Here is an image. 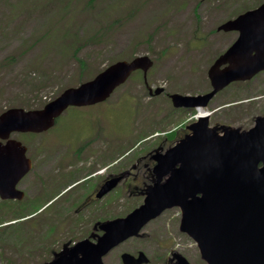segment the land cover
<instances>
[{"label":"rangeland","instance_id":"obj_1","mask_svg":"<svg viewBox=\"0 0 264 264\" xmlns=\"http://www.w3.org/2000/svg\"><path fill=\"white\" fill-rule=\"evenodd\" d=\"M261 3L264 0H0V114L12 108L39 110L114 62L143 55L154 63L147 85L153 91L164 89L149 96L137 72L106 102L65 110L56 123L64 132L80 128L88 135L90 127L97 137H106L98 143L109 151L105 160L99 155L87 158L77 163L80 169L90 167L87 170H97L95 177L101 178L99 172L109 164L113 177L135 175L107 199L77 211L90 187L78 185L66 194L61 191L69 176L52 181L44 178L43 169L32 171L19 184L28 200L0 204V221L7 223L0 226V264H41L49 251L78 242L96 218H123L140 205L151 182L149 154L161 145L172 146L179 140L176 133L197 115L194 109L174 108L168 95L207 93L208 69L237 37L217 32V27ZM202 109L210 112V126L250 129L256 117H264V72L229 85ZM16 138L23 144H38L40 139ZM41 160L39 155L38 166ZM51 171L53 176L61 172ZM180 218L177 208L163 212L146 226L148 238L142 247L157 259L178 252L191 264H206L192 239L179 231Z\"/></svg>","mask_w":264,"mask_h":264},{"label":"water","instance_id":"obj_2","mask_svg":"<svg viewBox=\"0 0 264 264\" xmlns=\"http://www.w3.org/2000/svg\"><path fill=\"white\" fill-rule=\"evenodd\" d=\"M238 32L237 39L208 69L211 89L198 96L171 94L175 108L206 107L209 101L232 82L246 81L264 70V4L217 28ZM153 62L148 56L117 61L93 79L64 90L42 109H8L0 114V137L11 133H41L51 128L68 107L100 103L129 76L140 70L146 76ZM158 88L149 94L158 95ZM191 133L164 154L154 156L153 185L145 190L143 203L125 218L104 224V236L94 249L78 244L64 249L46 264H102L101 257L125 239L136 235L149 220L165 209L178 207L179 230L196 244L207 264H264V117L241 131L227 126L209 127V118L200 117L187 127ZM220 132V133H219ZM26 148L9 141L0 149V198H23L16 185L31 169ZM165 178L163 181L162 179ZM119 179L105 184L98 194L115 187ZM81 252L85 257L76 259ZM143 254L138 262H143ZM126 264L133 259L122 256ZM178 264H189L181 256Z\"/></svg>","mask_w":264,"mask_h":264},{"label":"flooded vegetation","instance_id":"obj_3","mask_svg":"<svg viewBox=\"0 0 264 264\" xmlns=\"http://www.w3.org/2000/svg\"><path fill=\"white\" fill-rule=\"evenodd\" d=\"M50 131H53V132L49 133L48 135H45L46 132H50ZM84 131H86V129L78 128V130H75L73 132L68 131L69 133H67L62 130L61 125H56L55 123L54 126L46 132H43L40 134H32V133L27 134L29 138H32V140L35 138H37V140L39 138L40 139L38 140L39 142L38 144L37 143L34 144L31 142L26 144L27 151L29 150L33 151L32 154L29 155V159L31 160V164H32L31 172L34 170L36 171V169L37 171L38 169H43L44 172H42V174H44V178L45 177L48 178L50 176V180L52 181H59L60 178H62L63 174H65L64 177L69 176L65 181L66 186L61 191L66 194L70 190L78 187V185H81L80 189L87 187V186L91 188L90 189L91 191L88 194V196L86 197L84 196L81 198V199L84 198L83 199L84 203L80 205L83 208H80L79 206L77 211H79L80 209H85L87 208V206L98 204L97 202L107 199L108 195H110L111 193L110 191L106 192L101 197H98V194L105 184H107L113 178H115L113 177L114 176L113 172L108 173L107 171L108 168L110 167L109 164L105 165V168L103 170L104 173L99 172L101 173L100 175L102 176L101 178L95 177L98 173L97 170H94L91 172L87 170V169H90V167H85L84 169H80V167L77 165L78 162L82 160H86L87 158L91 160L97 155L101 157L100 159L105 160L104 156L109 153L106 146L104 149L98 146V143L100 141H105L106 137H101V138L97 137L95 134H93V130L90 127H89L88 135L83 134ZM187 134H189V131L186 128H183L176 133L179 139L183 138ZM14 135L10 134L5 139L0 137V149L6 146L7 142H9L10 140H17V138ZM64 136H67V138L64 139ZM165 150L167 149L161 145L157 149H155L152 153L149 154L148 158L150 160V163L153 164L152 169L155 165V162L153 161L152 157L158 155L159 152L163 153ZM36 151L39 153L38 155L37 153H34ZM46 152L50 154V156L49 157L47 156V158H45ZM154 152H158V153L154 154ZM39 155L41 156V159H42L41 166H38ZM46 163H49V164H46ZM134 168L136 167L134 166ZM52 169L54 170L57 169V171L59 170L61 172H58L59 173L58 174L56 171H54V176H53V172L51 171ZM56 175H59V179L55 177ZM132 175H135V174L134 173L127 174L125 179H128ZM118 177L119 179L121 178L122 179L119 181L117 186L121 182L126 181L124 179V174H120V176ZM23 179L19 182V184L22 183ZM75 183L77 184L75 187H73L72 185H74ZM19 184L17 185V189H19L20 191L24 193V190L19 187ZM84 185H87V186H84ZM71 186L73 188H70ZM42 191L43 189L40 188V191L38 193L39 197L41 196ZM25 199L27 198L25 197ZM4 202L5 201L0 200V203H4ZM7 202L9 204H14L15 202H18V201L9 200ZM34 215H35L34 213L31 214V216H34ZM99 219L96 218L94 220L95 222L91 221L87 225L88 230L79 238L78 242L73 243V244L68 243L69 245L68 244L63 245L59 251H49L48 258L41 264L51 261L54 255L58 254L64 249H66L67 251L71 250V248H73L74 245L76 246L78 244H83L84 249H94L100 242V239L105 234V231L103 229L104 224L113 220V218L108 217V216H104ZM151 222H149L148 224H150ZM148 224L144 226V228L139 232V234H137L136 236L127 238L126 240L121 242L119 245H117L113 249L109 250L106 254H104L101 257V263L102 264H126L122 258V256L126 254L133 258L127 261V263H130V264H178V259H177L178 256H181L187 261V263L191 264L184 255L179 254L178 252H174V253L169 252V255H167L166 257H162L161 259H157V257L149 256L147 254V250L145 249V247H142V243H145L146 241L144 240L148 238V235H146L144 231ZM140 254H143L144 256L143 258H140L143 261L141 263L138 262ZM84 257L85 256L81 252H78L76 254V259L79 262ZM92 261H93V258L91 257L90 259L86 260L82 264H92Z\"/></svg>","mask_w":264,"mask_h":264},{"label":"bare ground","instance_id":"obj_4","mask_svg":"<svg viewBox=\"0 0 264 264\" xmlns=\"http://www.w3.org/2000/svg\"><path fill=\"white\" fill-rule=\"evenodd\" d=\"M208 112H205L203 109H201V108H199L198 110H197V116L198 117H203V116H207L208 114H207Z\"/></svg>","mask_w":264,"mask_h":264}]
</instances>
